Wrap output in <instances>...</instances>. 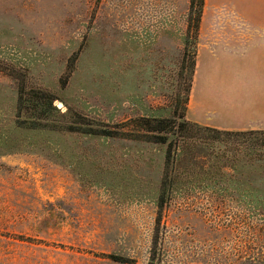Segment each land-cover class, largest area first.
Wrapping results in <instances>:
<instances>
[{"label": "rangeland", "instance_id": "rangeland-1", "mask_svg": "<svg viewBox=\"0 0 264 264\" xmlns=\"http://www.w3.org/2000/svg\"><path fill=\"white\" fill-rule=\"evenodd\" d=\"M191 2L0 0V264H264V174L183 165L159 207L166 147L142 119L203 125L209 72L226 69L210 68L209 31L246 30L264 8L206 0L198 22ZM243 54L225 85L246 94ZM22 84L64 116L44 100L20 112Z\"/></svg>", "mask_w": 264, "mask_h": 264}, {"label": "trees", "instance_id": "trees-1", "mask_svg": "<svg viewBox=\"0 0 264 264\" xmlns=\"http://www.w3.org/2000/svg\"><path fill=\"white\" fill-rule=\"evenodd\" d=\"M205 1L192 0L191 2V16L196 14L198 22L201 20ZM197 28L198 33L199 26ZM185 53L186 59L188 52ZM196 66L195 56L192 62V79L196 72ZM70 73L71 68L68 71V74ZM28 96L32 97L28 98ZM36 100H44L51 113L61 117L64 116L60 108L54 105L57 98L53 94L43 90L27 91L23 84L20 85L18 99L20 112L24 109L26 103ZM188 101L186 102L187 105ZM74 117L77 118L78 124H83L84 118L81 115L75 113ZM36 120L41 121L44 119L39 114ZM142 121L144 122L143 130L145 131L143 136L147 141L162 144L166 147L165 169L159 203L161 209L167 203V199L174 194L173 184L177 179L175 174L178 170L184 169L183 165L201 167L206 174L209 173V167L217 168L219 166L220 168H231L238 174H264V130H221L190 122L186 119L185 114L173 119L143 118Z\"/></svg>", "mask_w": 264, "mask_h": 264}, {"label": "crops", "instance_id": "crops-1", "mask_svg": "<svg viewBox=\"0 0 264 264\" xmlns=\"http://www.w3.org/2000/svg\"><path fill=\"white\" fill-rule=\"evenodd\" d=\"M260 13L257 19L246 20V30L235 28L225 38L221 35L219 39L211 40L214 31H209L210 40L205 43L204 52L212 62L210 68L214 67V62L220 61L226 69L209 72L211 82L213 77L218 80L215 82V90L205 98V104H209L210 110L209 117L203 122L204 126L230 131L264 130V8ZM237 32L244 34L239 37ZM249 49L253 51L252 61L256 68L251 76L256 82L246 94L241 89L229 90L225 85L229 82L228 78L234 79V75L235 78L238 76L237 70L232 68L234 65L243 64L242 58L246 57L243 53Z\"/></svg>", "mask_w": 264, "mask_h": 264}, {"label": "water", "instance_id": "water-1", "mask_svg": "<svg viewBox=\"0 0 264 264\" xmlns=\"http://www.w3.org/2000/svg\"><path fill=\"white\" fill-rule=\"evenodd\" d=\"M58 108L62 109L64 107V104L63 103H58Z\"/></svg>", "mask_w": 264, "mask_h": 264}]
</instances>
